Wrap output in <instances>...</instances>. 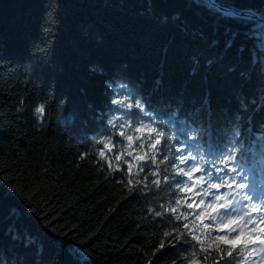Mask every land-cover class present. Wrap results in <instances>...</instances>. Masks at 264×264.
Segmentation results:
<instances>
[{
	"label": "trees",
	"instance_id": "1",
	"mask_svg": "<svg viewBox=\"0 0 264 264\" xmlns=\"http://www.w3.org/2000/svg\"><path fill=\"white\" fill-rule=\"evenodd\" d=\"M217 1L264 19V0ZM207 2L0 0V251L11 264H174L187 254V245L168 247L162 232L170 228L149 212L163 211L171 189L129 193L126 177L98 171L95 140L109 120L128 118L114 99H139L178 146L206 160L232 152L257 187L264 183L255 21L222 19ZM226 30L237 33L231 47ZM241 91L256 104L237 119ZM41 101L46 114L37 123L32 110ZM28 236L34 244L26 247Z\"/></svg>",
	"mask_w": 264,
	"mask_h": 264
},
{
	"label": "snow or ice",
	"instance_id": "2",
	"mask_svg": "<svg viewBox=\"0 0 264 264\" xmlns=\"http://www.w3.org/2000/svg\"><path fill=\"white\" fill-rule=\"evenodd\" d=\"M205 7L215 11L222 19H235L244 23L255 21L249 38L256 40L255 48L259 55H253L252 63L259 60L264 64V19L248 17L247 10L233 9L217 4L215 0H208ZM162 19L167 22V18ZM226 34L228 39L225 46L231 47L237 33L226 30ZM217 43L213 41L212 46ZM243 50V47L238 49V54L242 55ZM192 63L191 74L195 75L199 58L193 57ZM230 71H235V68ZM239 75L245 82L250 79L245 72ZM126 101L127 96L111 101L126 109L128 118L117 116L108 121V134L95 140V144L102 148L94 151L92 156L93 159L98 157V171L106 172L108 176L119 173L122 179L126 177L123 188L129 193L136 191L147 195V192L156 189L158 191L155 194L159 195L160 190H164L162 186L171 189L172 195L159 206L163 211L150 208L149 212L160 218L161 225L170 228L162 232L163 237L171 238L168 247L187 245L191 249H181L187 254L181 255L174 264H207L213 252L215 257L212 258V264H264V189L258 190L249 179V173L237 166V158L232 152H221L215 158L206 160L200 152H194L191 146H178L180 141L177 137L154 126V117L145 110L139 99ZM237 102L240 105L237 119L241 118L249 105L256 104L255 99L245 97L242 91L238 93ZM40 111L44 119L46 109L43 104ZM143 117H148L150 122H145ZM235 135L239 136L240 132L237 131ZM117 146L122 147L114 155H109ZM125 157H131V160ZM85 158V155L81 156L82 160ZM101 161L103 164H100ZM122 164L127 166L126 169L121 167ZM161 165H164L163 169ZM146 168L149 169L147 173ZM141 173H145L142 178L134 179L141 177ZM178 193L185 195L180 196ZM206 220L212 223H205ZM213 232L217 234L212 235ZM12 239L19 240V237L13 235ZM23 242L26 247L34 244L30 236L25 237ZM164 247L161 241L153 255ZM177 255H180L179 251ZM0 264H11L7 254L2 251Z\"/></svg>",
	"mask_w": 264,
	"mask_h": 264
},
{
	"label": "clouds",
	"instance_id": "3",
	"mask_svg": "<svg viewBox=\"0 0 264 264\" xmlns=\"http://www.w3.org/2000/svg\"><path fill=\"white\" fill-rule=\"evenodd\" d=\"M44 105L46 109V104L44 102H38L32 110V115L36 119L37 123L41 122L43 119V114L40 111L41 105ZM113 169H115V162L113 163ZM134 170V169H133Z\"/></svg>",
	"mask_w": 264,
	"mask_h": 264
},
{
	"label": "water",
	"instance_id": "4",
	"mask_svg": "<svg viewBox=\"0 0 264 264\" xmlns=\"http://www.w3.org/2000/svg\"><path fill=\"white\" fill-rule=\"evenodd\" d=\"M215 2H216L217 4H220L217 0H215ZM231 8H232V7H231ZM247 16H248V17H256V18H258L256 15H254V14L251 13L250 11L247 12Z\"/></svg>",
	"mask_w": 264,
	"mask_h": 264
},
{
	"label": "rangeland",
	"instance_id": "5",
	"mask_svg": "<svg viewBox=\"0 0 264 264\" xmlns=\"http://www.w3.org/2000/svg\"><path fill=\"white\" fill-rule=\"evenodd\" d=\"M261 189H264V186H261V187L258 188V190H261Z\"/></svg>",
	"mask_w": 264,
	"mask_h": 264
}]
</instances>
